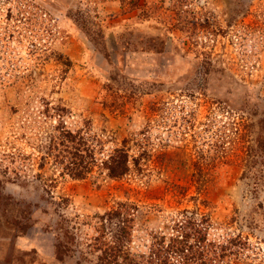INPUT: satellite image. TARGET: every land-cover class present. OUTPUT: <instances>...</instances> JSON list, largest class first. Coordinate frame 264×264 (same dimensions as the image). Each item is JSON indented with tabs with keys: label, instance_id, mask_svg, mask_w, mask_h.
<instances>
[{
	"label": "rangeland",
	"instance_id": "obj_1",
	"mask_svg": "<svg viewBox=\"0 0 264 264\" xmlns=\"http://www.w3.org/2000/svg\"><path fill=\"white\" fill-rule=\"evenodd\" d=\"M183 234L176 264H264V0H0V264H148Z\"/></svg>",
	"mask_w": 264,
	"mask_h": 264
},
{
	"label": "trees",
	"instance_id": "obj_2",
	"mask_svg": "<svg viewBox=\"0 0 264 264\" xmlns=\"http://www.w3.org/2000/svg\"><path fill=\"white\" fill-rule=\"evenodd\" d=\"M63 140L68 141L69 143H72L71 146L72 149L76 150L77 152L74 154V158L72 160L73 164L72 167L69 169V174L77 179L82 178L84 174L87 173L89 170L88 165H83V159L85 156H83V152H86L84 149L85 143H83L82 137H77L73 135L69 131H65V133L62 136ZM82 148V150H81ZM90 158L94 161V157L90 155ZM77 161V162H76ZM105 168L108 171V175L113 178H118L123 175H125L128 170V156L125 150L123 149H116L114 151V154L111 155L108 159V161L104 164ZM104 222V223H103ZM102 224H105L108 222V225H113L114 228L113 231L116 233V235H112V241L110 243L105 244V246L110 251V258L112 261L116 260L117 257H121L119 254L121 253L122 248L124 247L125 243L128 241L129 236V221L127 219L122 218V213L120 211H111L110 213H107L106 217L104 218ZM198 234L201 231H197ZM184 238L188 239L191 238L190 235H182V238H172L170 239V242L165 245V242L160 240L154 243L152 248L150 249L149 256L147 258L148 264H176L178 263L179 259H182V256H186V261L190 259L188 256L189 251L192 247L188 245V243H185ZM186 239V240H187ZM198 242V244H202L206 242L205 236H201L200 238H196L195 240ZM205 246V245H204ZM204 248V247H203ZM204 251H209L208 247ZM209 260V259H207ZM206 260V261H207ZM201 264H205L204 262Z\"/></svg>",
	"mask_w": 264,
	"mask_h": 264
}]
</instances>
